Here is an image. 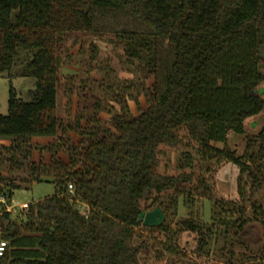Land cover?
Returning <instances> with one entry per match:
<instances>
[{"label":"trees","instance_id":"16d2710c","mask_svg":"<svg viewBox=\"0 0 264 264\" xmlns=\"http://www.w3.org/2000/svg\"><path fill=\"white\" fill-rule=\"evenodd\" d=\"M98 8L129 11L152 30L117 32L128 58L140 60L155 75L152 91L145 94L147 105L136 100V115L124 108L103 130L81 128L84 144L66 147L72 152L71 169L53 155L44 168L54 174L56 190L32 203L23 219H13L7 207L19 186L0 185V238L8 245L0 264H142L138 217L150 199L164 213L169 207L178 210L182 199L192 218L182 220L181 227L197 236L198 246L244 244L254 218L241 201L214 196L194 176L191 151L180 153L189 171L164 174L160 165L164 147L178 146L184 136L202 160L225 158L241 174L261 182L250 167L254 152L236 155L228 138L243 134L246 119L264 110L259 89L264 80V0H0V74L10 78L21 54L34 52L25 69L36 80L30 100L18 98L11 84L8 113L0 116V138H9L17 149L33 137L63 136L57 111L60 45L65 36L94 32ZM160 39L173 47L162 85ZM258 138L259 154L264 151V125ZM59 147L57 143L50 150L54 154ZM61 168L65 173H59ZM36 170L32 167L31 173ZM67 183H72V193ZM169 191L168 203L158 199ZM240 194L242 201L249 200L243 189ZM200 197L211 202L209 221L198 213L203 209ZM80 203L88 207L86 213ZM154 227L173 238L175 231L166 224ZM174 246L169 241L166 249L175 253Z\"/></svg>","mask_w":264,"mask_h":264},{"label":"rangeland","instance_id":"374dc122","mask_svg":"<svg viewBox=\"0 0 264 264\" xmlns=\"http://www.w3.org/2000/svg\"><path fill=\"white\" fill-rule=\"evenodd\" d=\"M120 30L138 34L152 32L129 11L98 8L95 12L94 32L73 33L65 36L61 42L62 63L57 72V111L65 128L63 131H66L63 136L58 133L56 137H33L30 141L19 144L17 149L11 148L14 143L9 138H0V185L9 186L10 182L18 185L14 200L18 203H28L25 209L19 206L10 207V203L7 204L13 219H23L24 212L32 203L54 194L55 184L51 181H54L55 176L45 172L44 167L50 164L54 155L66 164L65 167L71 169L68 158L72 152L68 153L66 147L74 144L80 148V145L84 144L86 137L79 134L81 128L90 130L92 126H97L99 130H103L109 126V119L113 114L120 113L125 108L136 115L138 104L141 107L147 105L145 94L152 91L155 75L148 71L140 60L128 58L124 51L125 42L117 36ZM159 43L158 79L162 85L173 57V47L168 40L160 39ZM262 53L264 55V48ZM33 55L34 52H23L10 78L6 73L0 74V116L8 113L11 84L18 98L30 100L29 90L35 88L36 80L28 74L25 67ZM262 71L264 73V62ZM259 89L264 98V80ZM97 105H100V108H97ZM263 125L264 110L246 119L243 134L230 133L228 138V147L234 150L236 155L254 152L255 160L250 163V167L261 180L260 183L257 179H250L247 173L241 174L237 165L225 158L202 160L196 156L195 148L186 144L187 137L184 136L178 146L164 147L166 154L162 157L160 165V172L164 174L177 175L182 171H189L183 166L180 153L191 151L196 159L194 176L205 182L214 196L236 204L241 201L247 214L254 218L247 226L244 244L231 242L222 246L223 243L217 241L210 248L198 246L197 236L181 227L182 220L192 218L183 208L181 199L178 210L169 207L167 212L165 211L164 224L174 229L173 238H169L170 234L165 235L159 227H147L143 224L137 227L136 242L144 244L138 252V259L142 264H264V173L259 174V170L264 171V151L257 153L260 147L258 134ZM111 131L116 136L119 135L116 130ZM102 134L99 133L100 136ZM57 143L60 147L53 154L50 147ZM34 166H37V170L32 174L31 168ZM59 173H65L64 169L61 168ZM35 176L41 180L37 181ZM67 188L73 192L72 183H67ZM240 189H243L249 200L242 201ZM172 193L169 191L158 196V199L168 203ZM200 202L203 203V209H199L198 213H201L204 220L209 221L211 202L203 198ZM253 202L256 207L252 205ZM145 206L144 211L155 208L151 199ZM79 209L86 213L88 207L80 203ZM169 241L175 245V253L166 249Z\"/></svg>","mask_w":264,"mask_h":264},{"label":"water","instance_id":"95a60500","mask_svg":"<svg viewBox=\"0 0 264 264\" xmlns=\"http://www.w3.org/2000/svg\"><path fill=\"white\" fill-rule=\"evenodd\" d=\"M166 215L161 207L157 206L152 210L143 211L139 214L138 220L147 227L159 226L164 223Z\"/></svg>","mask_w":264,"mask_h":264},{"label":"built area","instance_id":"2783aa9c","mask_svg":"<svg viewBox=\"0 0 264 264\" xmlns=\"http://www.w3.org/2000/svg\"><path fill=\"white\" fill-rule=\"evenodd\" d=\"M0 200L4 201V198H1ZM9 206L10 207L19 206L21 209H25L28 207V203L27 202L18 203L16 200L13 199ZM6 249H7V242L4 239L0 238V256L4 255Z\"/></svg>","mask_w":264,"mask_h":264}]
</instances>
